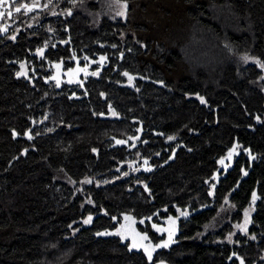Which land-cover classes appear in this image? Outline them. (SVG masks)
I'll return each instance as SVG.
<instances>
[{
	"label": "trees",
	"instance_id": "16d2710c",
	"mask_svg": "<svg viewBox=\"0 0 264 264\" xmlns=\"http://www.w3.org/2000/svg\"><path fill=\"white\" fill-rule=\"evenodd\" d=\"M5 4L0 264H264V0Z\"/></svg>",
	"mask_w": 264,
	"mask_h": 264
},
{
	"label": "rangeland",
	"instance_id": "374dc122",
	"mask_svg": "<svg viewBox=\"0 0 264 264\" xmlns=\"http://www.w3.org/2000/svg\"><path fill=\"white\" fill-rule=\"evenodd\" d=\"M5 7H6L5 3L0 5V13L3 14L6 13L7 10ZM23 73H25V71H23ZM250 213L251 210H248L246 219H244L242 224L239 225L238 229L240 231H243L246 228ZM86 220H89V217L82 222L83 225L90 224L92 218L88 223H85ZM153 229L161 235L164 234L166 241L161 242L159 244H153L149 242L148 239L143 234L138 232V230L136 229L135 221L129 216L123 217L122 224L119 225L117 228L103 231L102 235L122 236L124 240H127L129 242L131 249L143 250L148 256H151L160 247H164L165 245H168V243H170L173 240L175 233V225L172 220H166L165 223H163L162 225H158V224L153 225Z\"/></svg>",
	"mask_w": 264,
	"mask_h": 264
},
{
	"label": "flooded vegetation",
	"instance_id": "af4514ba",
	"mask_svg": "<svg viewBox=\"0 0 264 264\" xmlns=\"http://www.w3.org/2000/svg\"><path fill=\"white\" fill-rule=\"evenodd\" d=\"M6 13H9L8 6L6 5ZM4 15V14H3ZM1 17V16H0ZM4 25L3 23L1 24ZM92 63L86 66L76 65L72 69H63V67L59 64L53 65L51 68V79L56 82L58 85L66 84H81L83 83L87 77L92 76L96 70H92ZM73 79V80H72ZM227 164V160L224 161Z\"/></svg>",
	"mask_w": 264,
	"mask_h": 264
},
{
	"label": "snow or ice",
	"instance_id": "6c2138e0",
	"mask_svg": "<svg viewBox=\"0 0 264 264\" xmlns=\"http://www.w3.org/2000/svg\"><path fill=\"white\" fill-rule=\"evenodd\" d=\"M6 2V0H0V5L4 4ZM26 7V6H25ZM16 11L19 12L20 8H16ZM3 13H0V16H2ZM9 15H11V13H9ZM103 59V58H102ZM203 102V101H202ZM169 139H172L171 137ZM118 143H121L120 141H118ZM91 220V217H89V220H86L85 223H88ZM166 246V245H165ZM150 255V254H149Z\"/></svg>",
	"mask_w": 264,
	"mask_h": 264
},
{
	"label": "water",
	"instance_id": "95a60500",
	"mask_svg": "<svg viewBox=\"0 0 264 264\" xmlns=\"http://www.w3.org/2000/svg\"><path fill=\"white\" fill-rule=\"evenodd\" d=\"M3 35H4V33L1 34V36H3ZM175 151H176V149H175ZM175 151H174V152H175Z\"/></svg>",
	"mask_w": 264,
	"mask_h": 264
}]
</instances>
